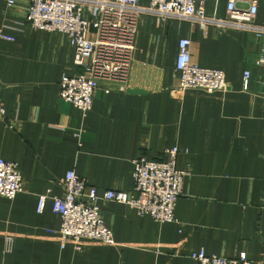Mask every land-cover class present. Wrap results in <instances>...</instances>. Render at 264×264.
I'll use <instances>...</instances> for the list:
<instances>
[{"label":"crops","instance_id":"1","mask_svg":"<svg viewBox=\"0 0 264 264\" xmlns=\"http://www.w3.org/2000/svg\"><path fill=\"white\" fill-rule=\"evenodd\" d=\"M227 1L210 0L206 15L224 17ZM250 1L235 0L236 7L247 9ZM29 5L14 0L9 7L0 0V30L13 38L0 39V160L17 163L23 184L14 199L0 196V264H195L190 257L200 250L264 264V67L255 64L260 42L243 31L220 33L140 15L126 78L99 81L83 114L59 94L61 78L80 73L70 40L30 27ZM255 21L264 26V0H257ZM181 39L190 41L194 64L224 73L226 91H175ZM172 148L176 168L188 172L174 222L99 201L113 243L68 238L62 247L52 200L62 196L67 172L84 180L85 195H133L132 161L162 160Z\"/></svg>","mask_w":264,"mask_h":264},{"label":"built area","instance_id":"2","mask_svg":"<svg viewBox=\"0 0 264 264\" xmlns=\"http://www.w3.org/2000/svg\"><path fill=\"white\" fill-rule=\"evenodd\" d=\"M27 23L30 27L46 32H59L68 36L74 50V65L80 68L76 77H62L60 97L86 114L90 111L94 91L99 81H123L128 73L135 50L137 20L140 15L157 16L164 21L180 20L198 24L202 30L208 26L218 32L238 30L260 42L255 59L264 67V26L256 23L257 0H251L247 9L236 7L235 0H228L222 18L206 15L210 0H150L147 6L138 0H28ZM217 1V0H215ZM11 6L14 0H5ZM87 13L89 18H84ZM0 39L13 41L0 30ZM178 80L175 91L200 90L206 93L224 92L228 89L225 75L216 69L201 68L191 61L190 41L178 43L176 60ZM250 72L243 75L247 89ZM122 90V89H121ZM4 110L0 107V116ZM165 159L132 161L133 195L125 192L91 191L84 194L85 182L74 171L65 175L63 194L52 200V211L60 218L59 235L62 247L68 238L76 243L82 239L105 245L113 243V234L107 228L97 203L109 201L131 206L138 215L149 216L158 223L175 221L174 209L181 195L187 171L176 168L177 148L164 151ZM23 192L22 177L17 163L0 160V196L12 200ZM86 197L88 201H83ZM46 196L37 204L41 212ZM195 264H251L244 255L225 259L207 255L203 250L190 257Z\"/></svg>","mask_w":264,"mask_h":264}]
</instances>
